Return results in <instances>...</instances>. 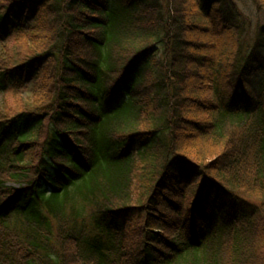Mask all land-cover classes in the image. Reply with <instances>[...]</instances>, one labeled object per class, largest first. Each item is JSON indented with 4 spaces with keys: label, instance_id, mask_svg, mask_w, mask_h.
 Wrapping results in <instances>:
<instances>
[{
    "label": "trees",
    "instance_id": "obj_1",
    "mask_svg": "<svg viewBox=\"0 0 264 264\" xmlns=\"http://www.w3.org/2000/svg\"><path fill=\"white\" fill-rule=\"evenodd\" d=\"M256 28L235 0H0V93L30 92L0 103V264H264Z\"/></svg>",
    "mask_w": 264,
    "mask_h": 264
},
{
    "label": "rangeland",
    "instance_id": "obj_2",
    "mask_svg": "<svg viewBox=\"0 0 264 264\" xmlns=\"http://www.w3.org/2000/svg\"><path fill=\"white\" fill-rule=\"evenodd\" d=\"M237 2L238 7H240L241 13L245 21L249 24L248 38L253 36V32L257 29L256 27L260 25H264V14H258L255 7L252 5L250 0H235ZM247 31V29H246ZM246 36V34H245ZM14 39L12 37L4 38L0 41V51L2 48L4 50H9L13 47ZM28 86V85H27ZM24 89H8L4 91V93H0V103L7 105H14L17 101H23L30 97V92H28V87ZM193 187V186H191ZM191 189V188H189ZM188 195H185V201L190 200L189 193H191L188 189L186 190Z\"/></svg>",
    "mask_w": 264,
    "mask_h": 264
}]
</instances>
